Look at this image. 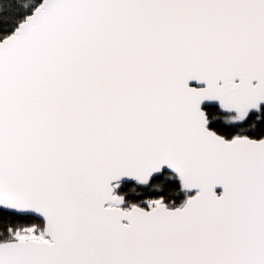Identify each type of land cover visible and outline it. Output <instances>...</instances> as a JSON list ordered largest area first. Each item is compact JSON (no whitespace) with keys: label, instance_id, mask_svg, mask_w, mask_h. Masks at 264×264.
Listing matches in <instances>:
<instances>
[{"label":"snow or ice","instance_id":"1","mask_svg":"<svg viewBox=\"0 0 264 264\" xmlns=\"http://www.w3.org/2000/svg\"><path fill=\"white\" fill-rule=\"evenodd\" d=\"M0 264H264V0H0Z\"/></svg>","mask_w":264,"mask_h":264}]
</instances>
